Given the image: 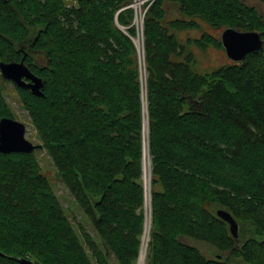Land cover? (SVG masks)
<instances>
[{"label": "trees", "instance_id": "16d2710c", "mask_svg": "<svg viewBox=\"0 0 264 264\" xmlns=\"http://www.w3.org/2000/svg\"><path fill=\"white\" fill-rule=\"evenodd\" d=\"M131 1L0 0V60L23 58L43 80L37 95L0 73V119H15L3 87L9 82L39 148L95 230L71 221L36 150L0 151V264H137L145 102L151 223L144 264H264V44L241 62L201 73L177 35L196 29L188 42L223 48L202 30L206 22L264 39V15L243 0H144V97ZM218 209L238 222L237 238ZM182 236L222 256L208 257Z\"/></svg>", "mask_w": 264, "mask_h": 264}, {"label": "rangeland", "instance_id": "374dc122", "mask_svg": "<svg viewBox=\"0 0 264 264\" xmlns=\"http://www.w3.org/2000/svg\"><path fill=\"white\" fill-rule=\"evenodd\" d=\"M66 1L69 5L76 3V0H66ZM243 1L245 3H247L248 5L255 6L259 10V12H261L264 15V0H243ZM139 4H140V2L137 3L138 7H139ZM138 7H137V14L139 15V10L141 11V9L143 8V5L140 4V7L139 8ZM139 19H140V21L137 22V24L139 26L136 24H135V26H136V29L138 27L139 33H141V30H140L141 16L140 15H139ZM202 30L205 32H209V33H211L217 37H220L223 28H213L208 23L203 22ZM138 34L135 37V39H138V41L136 40L137 43L139 44L141 42V44H142L141 46L143 47L142 37H141V39H139ZM199 34H200V31H198L196 29H192V28L187 29V30H181V31L177 32V35L180 38V40L184 41V43L187 44V50L191 51L194 54L195 62L192 64V67L195 71L201 72V73L210 72L213 69L217 68L218 66L233 62V60L228 57V55L226 54V52L223 48L209 47L207 49H200L197 47V45L194 42H188L186 40L187 37L194 38V37H198ZM143 50H144V47H143ZM137 53H138V50H137ZM144 56H145V54L142 53V59L144 58ZM138 59H139V56H138ZM140 66H141V68H140L141 69V96L143 95L145 97V86H146V81H145L146 72L145 71L146 70H145L144 64L140 65V63H139V67ZM3 87H4L5 98H6L7 102L11 105V107L15 113V119H17V120H19L25 124V127H26L25 137L28 140L32 141L34 144L39 145L41 142L36 136V131L30 122L27 111L25 109H23L18 102L17 94H16V91H15L12 83L5 82V83H3ZM143 110H144V106H143ZM145 116L147 118V111L146 110L144 112V117ZM143 130H144V124H143ZM142 139L146 140V146L148 147L147 136L144 137L143 133H142ZM34 150H36L35 153H36V156L38 157V160H39V163L43 169V172L50 178V181L52 182V184L55 188V191L59 195L60 201L62 202L63 206L65 207V210L68 213L71 221L74 223V225L76 227H78V224H81L83 226V228L88 233L95 235V230H94L92 224L86 218V216L83 214L82 210L80 209V207L78 206V204L74 200V197L68 192L67 188L64 186L62 181L57 177L56 169L52 163L50 156L42 148L37 147ZM142 154H143L142 155V158H143L142 159V162H143L142 185L144 187V203H143V215L144 216H143V233L141 235L142 247L140 246V249L143 250V247H144L145 255H146L149 233H148V239L145 243L143 241V235H144V228H145L147 221H149V228H150L151 203L149 202V209L148 210H150V212H148L146 205H145V198H146L147 192H145V184L144 183L147 184L149 182L147 185V191H148V196L151 197V194L149 191L150 190V187H149L150 181L149 180H151V171H150V157L148 154V149H147V158L149 157L148 158L149 159V165L148 164H147L148 166L145 165V161H146L145 159H147V158L145 156V142L144 141H143V153ZM144 170H146V171H144ZM144 172H146L145 178L147 180H145V178H144ZM147 212L149 214V218L147 217V214H146ZM180 241L199 248L208 257H215V256L221 257L222 256V252L220 253L219 251H217L215 248H213L209 243H207L205 241L197 240V239L187 237V236L180 237ZM224 255H227V253H224ZM139 261H140V258H139V260H137V264ZM144 262H145V256H144L143 264H144ZM237 262H240V260H237ZM240 264H244V263L241 262Z\"/></svg>", "mask_w": 264, "mask_h": 264}, {"label": "water", "instance_id": "95a60500", "mask_svg": "<svg viewBox=\"0 0 264 264\" xmlns=\"http://www.w3.org/2000/svg\"><path fill=\"white\" fill-rule=\"evenodd\" d=\"M222 46L234 62H241L248 53L257 52L264 44V39L259 31L243 30L234 27H226L222 30ZM0 73L17 85L28 87L34 94L42 95L43 80L34 74L25 65L23 58L20 61L4 62L0 60ZM25 124L17 119L2 117L0 119V151H33L41 146L34 144L25 137ZM218 216L228 222L232 235L238 237V222L224 209L217 210ZM18 261L25 264H35L27 258H19Z\"/></svg>", "mask_w": 264, "mask_h": 264}, {"label": "bare ground", "instance_id": "6f19581e", "mask_svg": "<svg viewBox=\"0 0 264 264\" xmlns=\"http://www.w3.org/2000/svg\"><path fill=\"white\" fill-rule=\"evenodd\" d=\"M138 7V6H137ZM139 8V7H138ZM140 21V19H139V15L137 14V16H136V19H135V22L137 23V22H139ZM138 37H139V39H141V37H140V33L138 34ZM137 41H138V39H136ZM137 41H136V43H137ZM138 44V43H137ZM146 102L144 103V112H145V110H146ZM146 115V114H145ZM147 118H146V116L144 117V137H146L147 136ZM144 142H145V156H146V158H147V146H146V140H144ZM149 158V157H148ZM145 159L146 161H145V165H149V159ZM144 165V166H145ZM147 165V166H148ZM146 169V168H145ZM146 171V170H145ZM146 173V172H145ZM147 177V176H146ZM147 180V179H146ZM150 181V180H149ZM147 185H148V183H147ZM150 185V184H149ZM150 187V186H149ZM150 191V190H149ZM146 198H145V205H146V208H147V211L148 212H150V210H148L149 209V202H150V197L148 196V191L146 190ZM148 212L146 213L147 214V217L149 218V214H148ZM148 233H149V221H147V223H146V225H145V228H144V235H143V241H144V243L147 241V239H148ZM142 244V243H141ZM144 256H145V249H144V247H143V250H141L140 251V254H139V258H140V261L138 262V264H143V260H144ZM139 258H138V260H139Z\"/></svg>", "mask_w": 264, "mask_h": 264}, {"label": "built area", "instance_id": "2783aa9c", "mask_svg": "<svg viewBox=\"0 0 264 264\" xmlns=\"http://www.w3.org/2000/svg\"><path fill=\"white\" fill-rule=\"evenodd\" d=\"M143 5V2L144 0H132L127 6H131L133 9H134V24L138 25L136 22H135V19H136V16H137V3H139ZM142 2V3H141ZM140 4H139V7H140ZM146 8H142L141 11L139 10V15L141 16V22H140V30H141V33H140V36H142V31H143V15H144V12H145ZM139 26V25H138ZM137 34L139 33V30H138V27H137ZM134 42L136 44V47H137V50H138V56H139V63L140 65L144 64V58L142 59V53L144 54V50H143V47L141 46V42L139 44L136 43V39L134 37ZM141 68V66H140ZM140 73H141V69H140ZM141 76V75H140ZM145 171V170H144ZM144 178H145V172H144ZM146 180V178H145ZM146 182V181H145ZM149 183V182H148ZM145 184V192L147 190V184ZM141 247H142V244H141ZM141 251V249H140Z\"/></svg>", "mask_w": 264, "mask_h": 264}]
</instances>
